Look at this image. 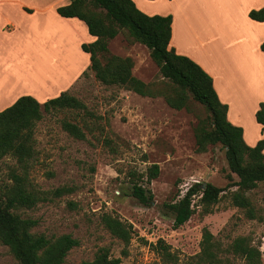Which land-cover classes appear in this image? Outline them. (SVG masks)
I'll return each instance as SVG.
<instances>
[{"label":"rangeland","instance_id":"374dc122","mask_svg":"<svg viewBox=\"0 0 264 264\" xmlns=\"http://www.w3.org/2000/svg\"><path fill=\"white\" fill-rule=\"evenodd\" d=\"M7 1L0 0V100L5 101L0 102V111L20 94L36 92L48 100L57 91H68L93 113L44 112L36 125L37 154L27 170L28 187L49 192L64 187L68 191L50 194L52 199L32 208L18 209L23 217L38 220L33 232L49 237L71 234L79 240L62 264L93 260L102 247L108 248L111 257H120L121 264H196L204 229L223 249L237 236L249 237L252 244L260 245L264 260V182L251 189L229 187L239 177L229 168L225 147L217 143L207 151H197L196 128L210 113L192 98L181 109L167 102L164 94L171 92L170 82L160 73L148 47L131 42L125 30L109 43L112 54L133 59L134 75L150 85L156 96H142L98 80L79 45L90 35L81 29L80 21L72 22L78 24L76 30L56 20L53 11L52 20L46 16L38 19L41 15L26 14ZM25 1L35 7L57 0ZM259 1L174 0L180 22L174 42L182 54L194 60L211 58L224 65L226 56L233 55L226 50H238L239 24L248 21L255 9L252 6ZM166 9V3H152L148 11ZM258 31L264 39V24ZM223 71L231 75L234 104L250 128L256 122L251 114L255 99L264 97L263 83L253 86L239 81L235 69ZM66 119L82 126L86 139L70 135L62 126ZM152 164L159 165L160 173L147 182ZM13 173L24 174L25 169L13 156H4L0 159V187L13 182ZM135 181L152 191L149 204L132 195ZM196 182H210L225 190L212 204L196 196L195 213L174 228L169 205ZM238 191L251 199L258 217L245 215L235 201ZM104 213L132 224L134 234L128 245L105 227ZM159 240L169 245L170 255L156 248ZM221 257L222 264H245L228 251L221 252ZM0 264H19L1 241Z\"/></svg>","mask_w":264,"mask_h":264},{"label":"trees","instance_id":"16d2710c","mask_svg":"<svg viewBox=\"0 0 264 264\" xmlns=\"http://www.w3.org/2000/svg\"><path fill=\"white\" fill-rule=\"evenodd\" d=\"M57 12L63 17L83 20L90 34L96 37L93 42L82 43L81 47L90 54L88 69L94 71L96 78L106 85H117L142 96H156L157 92L150 85L134 75L133 59L112 54L109 43L121 30H125L131 42L147 46L160 73L170 82L171 92L164 94L167 102L181 109L188 106L192 98L203 104L210 113L208 120L202 121L196 128L197 151H207L209 145L217 143L225 147L229 168L239 177L229 187L251 189L259 182H264V139L255 146L248 145L243 137V129L227 119L228 106L219 99L213 78L193 59L169 47L172 15H148L133 0H70L68 4L59 6ZM249 16L264 21V6L251 10ZM261 49L264 51V43ZM66 109L93 116L87 105L68 91L43 103L32 95H22L0 111V159L11 155L25 169L24 174L13 173V182L0 187V241L9 247L19 264H62L68 252L80 243L71 234L49 237L44 233L33 232L32 228L38 220L23 217L18 212V209L32 208L41 201L52 199L50 194L59 196L68 191L64 187L51 192L35 190L28 187L26 177L30 163L37 154V123L43 119L44 112ZM256 119L264 125V103L257 111ZM62 126L75 138L87 137L78 123L66 119ZM111 142L110 139L105 140L106 144ZM159 173V165L152 164L147 172V182L158 177ZM224 190L210 182L205 187L203 183H194L184 195L169 205L174 215L173 227H181L195 213L196 196H200L205 204H212ZM132 195L145 204H149L154 196L149 188L137 181L133 183ZM234 197L247 217H258L249 197L239 191ZM102 222L113 236L125 245L130 243L134 234L132 224L109 213L102 215ZM156 248L170 255L169 245L163 240H159ZM223 251L244 259L245 264L264 263L260 245L252 244L249 237L237 236L223 249L214 235L204 229L196 264H222ZM121 261L120 257H111L108 248L102 247L93 260H85L81 264H121Z\"/></svg>","mask_w":264,"mask_h":264},{"label":"crops","instance_id":"0c3cea01","mask_svg":"<svg viewBox=\"0 0 264 264\" xmlns=\"http://www.w3.org/2000/svg\"><path fill=\"white\" fill-rule=\"evenodd\" d=\"M136 6L143 11L144 13L148 15H172V37L170 40L169 47H175L174 49L176 53L182 54L180 49H178L177 44L174 42L175 39V33L176 29L180 28V22L178 21L177 13L175 12V8L173 9L174 0H133ZM10 4H13V6L18 7L21 9L24 13L28 14L29 12H32L30 14L33 15H41L37 16V18H46L51 19L50 12L53 11L55 13V16H53L56 20L60 22H65L69 26H72L74 29L78 30L79 28H76L78 25L77 23H72L73 21H80L82 27L81 29H84L89 32L87 24L80 20L77 17H63L57 12V8L62 5H66L70 2V0H57L54 2H48V3H41V5H36L35 7L27 4L25 0H8ZM152 3L156 5V3H166L167 9L163 12L156 13L157 11H148L150 9ZM264 6V0H260L258 4L255 6H252L255 9L262 8ZM29 9L31 11L26 10ZM28 12V13H27ZM43 15V16H42ZM262 24H264V21H257L252 19L249 16L248 21L244 20L242 24H239L238 28V34H239V40H238V50L230 51L233 55H227V62L222 65V62L220 64H216L211 58H207L205 61H198L197 62L212 78H213V85L217 92V95L222 103L226 104L228 106L227 111V119L236 126H240L243 129V137L246 141V143L250 146H255L260 140L264 139V125L259 123L256 119V113L261 108V104L264 103V97L263 98H257L255 99V102L253 104L252 113L253 117L255 118L256 122L253 123V125L250 126V128L247 127V124L244 120V116L239 113V111L236 109V106L234 104V98L235 93L232 90V87L229 82V77L231 76L230 73L224 72V68H231L236 70L235 76L239 81L243 80L244 83L252 84L253 86L260 85L263 83L264 88V51L261 49V44L263 43V37L261 32L258 31V27H262ZM37 28V25H36ZM219 32H217L218 34ZM90 34V32H89ZM96 39V37L92 34L88 36V38L85 41H81L79 43L80 47L82 43H90L93 42ZM82 48V47H81ZM223 52L225 51L222 50ZM85 52V51H83ZM87 54V57H89L90 61V54L85 52ZM185 55V54H182ZM237 60L236 63H234V60ZM60 94L59 91H57V94L55 96H58ZM22 94L15 97V99L12 100V102H15V100L21 96ZM32 96L37 98L41 103L45 102L47 100L46 97H40L36 92L31 93ZM41 98V99H40ZM3 100H0V102ZM5 102V101H3ZM6 108V107H4ZM3 108V109H4ZM1 108V110H3ZM254 129V132L251 134V130Z\"/></svg>","mask_w":264,"mask_h":264},{"label":"water","instance_id":"95a60500","mask_svg":"<svg viewBox=\"0 0 264 264\" xmlns=\"http://www.w3.org/2000/svg\"><path fill=\"white\" fill-rule=\"evenodd\" d=\"M203 186L205 187V186H206V183H205V184H203Z\"/></svg>","mask_w":264,"mask_h":264}]
</instances>
